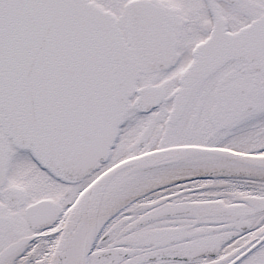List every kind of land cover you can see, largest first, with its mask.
I'll return each instance as SVG.
<instances>
[{"label": "snow or ice", "instance_id": "6c2138e0", "mask_svg": "<svg viewBox=\"0 0 264 264\" xmlns=\"http://www.w3.org/2000/svg\"><path fill=\"white\" fill-rule=\"evenodd\" d=\"M0 264H264V0H0Z\"/></svg>", "mask_w": 264, "mask_h": 264}]
</instances>
